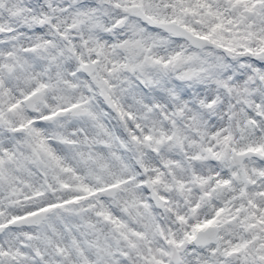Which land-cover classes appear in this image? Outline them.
<instances>
[{
  "label": "snow or ice",
  "instance_id": "obj_1",
  "mask_svg": "<svg viewBox=\"0 0 264 264\" xmlns=\"http://www.w3.org/2000/svg\"><path fill=\"white\" fill-rule=\"evenodd\" d=\"M0 264H264V0H0Z\"/></svg>",
  "mask_w": 264,
  "mask_h": 264
}]
</instances>
